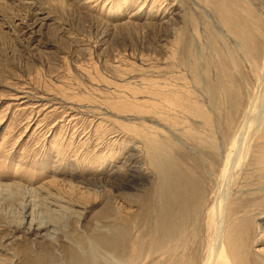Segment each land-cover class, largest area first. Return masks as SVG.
<instances>
[{
    "label": "rangeland",
    "instance_id": "rangeland-1",
    "mask_svg": "<svg viewBox=\"0 0 264 264\" xmlns=\"http://www.w3.org/2000/svg\"><path fill=\"white\" fill-rule=\"evenodd\" d=\"M55 1L0 0V264H264V0Z\"/></svg>",
    "mask_w": 264,
    "mask_h": 264
},
{
    "label": "bare ground",
    "instance_id": "bare-ground-1",
    "mask_svg": "<svg viewBox=\"0 0 264 264\" xmlns=\"http://www.w3.org/2000/svg\"><path fill=\"white\" fill-rule=\"evenodd\" d=\"M34 1V0H33ZM54 1V0H53ZM57 1V0H56ZM55 1V2H56ZM74 1V0H73ZM83 1V0H82ZM88 1V0H87ZM124 1V0H123ZM77 2V1H76ZM89 2V1H88ZM125 2V1H124ZM87 4V2H86ZM263 79V78H262ZM153 91V90H152ZM157 91V90H156ZM184 97V96H183ZM186 108V107H185ZM189 109V108H188ZM206 116V115H204ZM205 123H208V118L204 117L203 118ZM112 135V134H111ZM119 136V135H118ZM110 137V136H109ZM116 137V136H115ZM243 140V139H242ZM148 142H144L145 145L147 146V148L149 149V153H148V157H149V161L151 162V165H153L157 170L159 171H163V166L161 164H159V160L157 159V154L160 156L161 153V149L157 146L152 145L153 141L148 139ZM140 143V142H139ZM213 144V143H211ZM215 146V145H214ZM142 147V146H141ZM216 148V147H215ZM141 149V148H140ZM145 149V148H144ZM215 151V150H214ZM237 151V150H236ZM208 153L212 156V160H214L216 158L215 156V152H212V150H209ZM109 155V154H108ZM140 155V154H139ZM100 156V157H99ZM102 155H98V159L100 160L101 164L105 163L104 162V158L102 157ZM106 156V155H105ZM110 156V155H109ZM138 157V156H137ZM263 157V156H262ZM144 158V157H143ZM94 160V159H93ZM92 160V161H93ZM106 160V158H105ZM143 160V159H142ZM146 160V159H145ZM262 160V158H261ZM108 161V160H107ZM90 163V162H89ZM96 163V161L94 162ZM107 163V162H106ZM93 164V162H92ZM90 165V164H89ZM97 165V163L95 164ZM162 177V176H161ZM224 177V176H223ZM222 177V178H223ZM172 189H171V201L167 203V211L169 214V218L165 222V224L168 223H173L175 222V220L180 216V214L184 213V212H190L193 210V204L194 202L198 199L197 196V192L199 191L196 187H194L193 182H185V178L184 175L180 172L177 173L176 175V183L172 184V181L170 182ZM195 188V189H194ZM196 191V192H195ZM221 194V193H220ZM222 194L219 195L216 204L219 205V209H216V212L221 211L220 207H222V203H223V199H222ZM201 200V199H200ZM195 205V204H194ZM221 216V215H219ZM219 219V217H218ZM170 220V222H169ZM222 221L219 222V220H217V223L215 225V231H214V235L213 238L214 240H217L219 237L222 238L225 246L227 247V249H229V259L231 261H234L236 258V252H235V248L233 246V237H227L224 236V233L222 234V230H221V225ZM118 240V239H117ZM216 243V242H214ZM218 243V242H217ZM113 246V244H112ZM214 252V251H213ZM213 255V254H211ZM210 256V254H209ZM211 257V256H210ZM209 257V258H210ZM211 262V259H210ZM212 264V263H211Z\"/></svg>",
    "mask_w": 264,
    "mask_h": 264
}]
</instances>
